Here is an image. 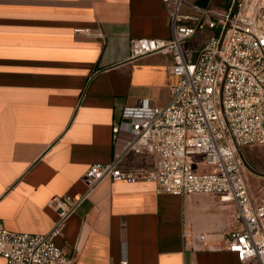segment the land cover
<instances>
[{"label": "crops", "instance_id": "0c3cea01", "mask_svg": "<svg viewBox=\"0 0 264 264\" xmlns=\"http://www.w3.org/2000/svg\"><path fill=\"white\" fill-rule=\"evenodd\" d=\"M86 28L103 37L77 33ZM209 34L191 41L193 58ZM170 37L163 0H0V229L51 232L52 199L83 198L89 167L113 161L112 129L124 108L144 98L169 103L178 83L171 57L132 60L130 44ZM155 162L130 154L120 167L150 170ZM235 212L216 196L175 197L154 183L107 178L56 243L79 264H243L194 239L238 231ZM0 264L7 263L0 257Z\"/></svg>", "mask_w": 264, "mask_h": 264}, {"label": "built area", "instance_id": "2783aa9c", "mask_svg": "<svg viewBox=\"0 0 264 264\" xmlns=\"http://www.w3.org/2000/svg\"><path fill=\"white\" fill-rule=\"evenodd\" d=\"M223 1L229 9L163 0L171 18V37L133 40L130 52L132 60L158 54L171 57V73L178 83L169 103L159 107L144 98L124 108L112 129L113 161L89 167L83 198L52 199L58 219L51 232L30 235L0 229V257L7 264H79L56 240L77 207L107 178L154 183L175 197L212 195L233 204L238 231L220 241L209 234L194 239L203 250L228 251L243 264H264V204L252 200L240 153L264 146V0H238L232 18L235 0ZM207 31L209 36L193 58L185 44ZM77 33L103 37L87 28ZM130 154L153 155L156 162L150 170L123 169L120 162ZM196 158L202 159L199 168ZM121 264L128 262L123 259Z\"/></svg>", "mask_w": 264, "mask_h": 264}, {"label": "rangeland", "instance_id": "374dc122", "mask_svg": "<svg viewBox=\"0 0 264 264\" xmlns=\"http://www.w3.org/2000/svg\"><path fill=\"white\" fill-rule=\"evenodd\" d=\"M194 2L196 0H188ZM223 0H213L209 2L216 9H226ZM207 4V3H206ZM186 50H194V42L185 44ZM243 154L247 165H245L244 174L247 178V184L251 193L252 200L257 204H264V146L249 147L243 149ZM201 158H196V168H199Z\"/></svg>", "mask_w": 264, "mask_h": 264}, {"label": "water", "instance_id": "95a60500", "mask_svg": "<svg viewBox=\"0 0 264 264\" xmlns=\"http://www.w3.org/2000/svg\"><path fill=\"white\" fill-rule=\"evenodd\" d=\"M237 1L238 0H235L233 5H232L231 11H230V18H232V16L234 15V12H235V9H236V6H237ZM228 28H229V23L227 24V26L223 30V33H222V36H221V45H222V43L224 41V38H225V35L227 33ZM240 153H241L242 158L244 159L242 152H240ZM244 163H245V165H247L245 159H244Z\"/></svg>", "mask_w": 264, "mask_h": 264}, {"label": "trees", "instance_id": "16d2710c", "mask_svg": "<svg viewBox=\"0 0 264 264\" xmlns=\"http://www.w3.org/2000/svg\"><path fill=\"white\" fill-rule=\"evenodd\" d=\"M207 2H208V1H207ZM222 2H223V1H222ZM224 2H225V4H226V5H225L226 9H229L230 6L228 5V3H227L226 1H224Z\"/></svg>", "mask_w": 264, "mask_h": 264}]
</instances>
